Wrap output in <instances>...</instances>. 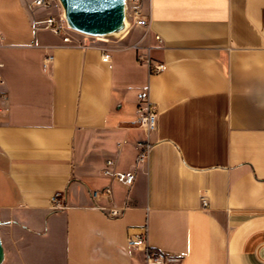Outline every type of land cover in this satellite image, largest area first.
<instances>
[{"label":"crops","instance_id":"crops-1","mask_svg":"<svg viewBox=\"0 0 264 264\" xmlns=\"http://www.w3.org/2000/svg\"><path fill=\"white\" fill-rule=\"evenodd\" d=\"M142 8L148 28L77 46L33 39L32 14L24 6L19 26L18 0H0L2 264H147L128 244L142 232L167 264H264V0ZM142 92L158 110L149 134L136 122ZM108 158L135 169L132 186L103 174ZM107 186L111 197L92 198ZM112 204L121 217L99 207Z\"/></svg>","mask_w":264,"mask_h":264},{"label":"built area","instance_id":"built-area-1","mask_svg":"<svg viewBox=\"0 0 264 264\" xmlns=\"http://www.w3.org/2000/svg\"><path fill=\"white\" fill-rule=\"evenodd\" d=\"M22 2L25 8L28 10V12L33 16L32 22H33L34 30L36 32L39 31L40 29L48 30L55 35L61 36V39L64 43L73 44L77 46L88 45L85 39L80 41L79 39L74 38L72 36L70 32L74 30L71 29L70 26L68 25L65 18L64 10L62 8L59 7L60 11L56 14L48 12V14L44 17L36 16L35 13L40 8L47 10L50 9L52 7L53 0H22ZM142 7H143V0H125V21H127L128 19L126 24H128V22L130 21L131 26L142 27V28L149 27V19L143 12ZM129 26H127V28ZM94 37L97 38L98 36H94ZM1 39H2V35L0 33V42ZM158 39L160 38L158 37ZM101 59L104 62L110 61L109 49H105L104 53L101 56ZM51 60H52V55H47L43 61L44 66H47ZM139 60H146L147 62H150L149 59H146L142 54L139 55ZM3 65L4 63L0 58V69L3 67ZM153 67H154V72H159L163 68V64L157 63ZM2 99H6V96L3 95ZM138 99L140 100L141 104L137 108L136 122L139 127H141L147 134H149L157 126V121H158L157 106L150 101L148 95L144 92L138 94ZM4 110L5 109L2 103L0 102V122H2ZM137 145L139 148L138 161H143L149 153L151 147L150 143L148 140H143V141H138ZM102 172L105 176H107L111 180L119 182L120 184L126 187L132 186L136 175L135 169H131L128 171L117 169L116 161L113 158H108L105 161ZM112 193H113L112 188L110 186H107L103 189L93 190L91 192V196L94 200H96L99 199L100 197H111ZM59 196H60L59 193H55L52 198L54 208L64 207V203ZM199 199L203 206L208 204L207 195L204 190H200ZM99 207H101L105 211L106 215L109 218L121 217L126 208L125 205L120 206L116 204H112L111 206L108 207H104V206H99ZM128 244L131 247L138 248L144 251L145 260L147 264H167L169 262H173L176 260V258L169 256L168 254L162 251L151 249L147 243V238L144 232L140 234L130 235L128 237Z\"/></svg>","mask_w":264,"mask_h":264},{"label":"water","instance_id":"water-1","mask_svg":"<svg viewBox=\"0 0 264 264\" xmlns=\"http://www.w3.org/2000/svg\"><path fill=\"white\" fill-rule=\"evenodd\" d=\"M71 29L90 36L120 33L126 28L125 0H59ZM5 257L0 236V264Z\"/></svg>","mask_w":264,"mask_h":264},{"label":"rangeland","instance_id":"rangeland-1","mask_svg":"<svg viewBox=\"0 0 264 264\" xmlns=\"http://www.w3.org/2000/svg\"><path fill=\"white\" fill-rule=\"evenodd\" d=\"M18 7H19V11H16V10H12L11 11V15H12V18L14 20L15 23H17L19 26H21L23 24V16H25L22 11H23V2L22 0H18ZM60 8H62L59 0H55L54 3L52 4V7L51 9H43V8H40L39 10L36 11V16L38 17H44L48 14V12H52L53 14H56L60 11ZM63 9V8H62ZM128 21V19H127ZM130 25V21L128 22V26ZM40 33L37 34V36L35 35V37L33 36V39L35 38H39L40 35H43L45 34L46 36H49V34H51V32H47V31H43V30H39ZM72 34V36L74 38H77L79 39L80 41L85 39L86 42L90 43V44H114L116 40H118V38H120V36L123 34H120V33H114V34H108V35H105V36H101L102 38H96L94 36H90V35H86V34H82L80 32H76V31H71L70 32ZM147 56V55H146Z\"/></svg>","mask_w":264,"mask_h":264},{"label":"bare ground","instance_id":"bare-ground-1","mask_svg":"<svg viewBox=\"0 0 264 264\" xmlns=\"http://www.w3.org/2000/svg\"><path fill=\"white\" fill-rule=\"evenodd\" d=\"M126 23H127V21H126ZM127 26H128V24H126V28H127ZM126 28L123 31H121L120 34L124 33L126 31ZM97 38H102V37L98 36Z\"/></svg>","mask_w":264,"mask_h":264}]
</instances>
